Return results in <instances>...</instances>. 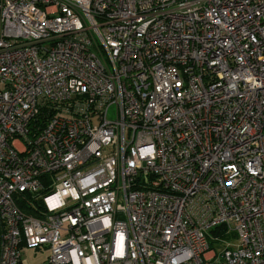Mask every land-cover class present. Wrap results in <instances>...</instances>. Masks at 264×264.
<instances>
[{
	"label": "built area",
	"instance_id": "1",
	"mask_svg": "<svg viewBox=\"0 0 264 264\" xmlns=\"http://www.w3.org/2000/svg\"><path fill=\"white\" fill-rule=\"evenodd\" d=\"M23 248L264 264V0H0V264Z\"/></svg>",
	"mask_w": 264,
	"mask_h": 264
},
{
	"label": "rangeland",
	"instance_id": "2",
	"mask_svg": "<svg viewBox=\"0 0 264 264\" xmlns=\"http://www.w3.org/2000/svg\"><path fill=\"white\" fill-rule=\"evenodd\" d=\"M231 243L237 245L238 242L235 236L231 237ZM47 255L46 249L33 250L32 248H23L22 250V263L23 264H43Z\"/></svg>",
	"mask_w": 264,
	"mask_h": 264
},
{
	"label": "trees",
	"instance_id": "3",
	"mask_svg": "<svg viewBox=\"0 0 264 264\" xmlns=\"http://www.w3.org/2000/svg\"><path fill=\"white\" fill-rule=\"evenodd\" d=\"M16 203L20 209L25 211L28 214L35 215L34 208L30 205V203L27 201L26 195H23L21 198H18L16 200ZM37 206H39L38 203H36Z\"/></svg>",
	"mask_w": 264,
	"mask_h": 264
}]
</instances>
